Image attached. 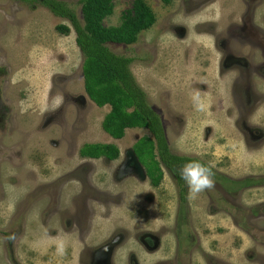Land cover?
Wrapping results in <instances>:
<instances>
[{
    "label": "rangeland",
    "instance_id": "obj_1",
    "mask_svg": "<svg viewBox=\"0 0 264 264\" xmlns=\"http://www.w3.org/2000/svg\"><path fill=\"white\" fill-rule=\"evenodd\" d=\"M60 1L82 22L79 0ZM133 1L115 0L103 25L118 26ZM143 1L154 24L132 45L107 46L136 59L129 69L170 146L210 166L214 187L192 199L186 185L181 201L169 178L152 188L132 150L152 136L142 128L119 140L104 133L110 107L84 91L70 22L38 2L0 0V103L14 114L0 157V233L18 231L13 215L23 221L10 264H264V55L215 35L249 12V0ZM19 143L25 164L15 168ZM84 144L115 145L119 159L80 158ZM93 199L105 203L86 216ZM116 235L127 244L121 256ZM5 242L0 234V264H9Z\"/></svg>",
    "mask_w": 264,
    "mask_h": 264
},
{
    "label": "trees",
    "instance_id": "obj_2",
    "mask_svg": "<svg viewBox=\"0 0 264 264\" xmlns=\"http://www.w3.org/2000/svg\"><path fill=\"white\" fill-rule=\"evenodd\" d=\"M15 1L27 6L38 2L53 16L70 22L75 33V44L83 57L81 71L84 91L97 107H110L101 122L104 133L114 140H119L127 129L142 128L150 132L152 138L142 137L132 148L152 186H158L162 178L160 162L155 156L156 144L164 164L166 159L176 160L175 163H181L179 160L191 161L172 157L167 152L160 119L150 107L145 93L129 69L136 59L114 54L107 46L132 45L141 32L154 24L155 16L143 0H134L131 10L126 12L121 23L116 27L107 28L103 25V20L112 13L115 0H79L82 22L65 1ZM160 1L168 5L172 0ZM56 30L62 34L70 32L65 25L57 26ZM78 155L80 158H105L114 161L118 159L119 150L112 144H84Z\"/></svg>",
    "mask_w": 264,
    "mask_h": 264
},
{
    "label": "flooded vegetation",
    "instance_id": "obj_3",
    "mask_svg": "<svg viewBox=\"0 0 264 264\" xmlns=\"http://www.w3.org/2000/svg\"><path fill=\"white\" fill-rule=\"evenodd\" d=\"M173 1L174 0H172L170 3H172ZM260 6L264 7V0H249V7L251 8L250 10L248 9L249 12L248 13H244L242 15V19L239 20V21H234V18L237 17V16L230 17V20L228 22V27L224 31L225 34L216 33L215 32L216 37H220V36L223 37L225 35H231V36L237 37L238 39L244 40V42L241 43V47L243 49L249 50L251 52V54H255L256 51H259V52H261L264 55V12H263V14L258 16V14H260L259 13L260 11L258 10V7H260ZM216 25H217V28H218V24L217 23H216ZM244 74L245 73L243 71H240L238 76H237V78H242L244 76ZM253 74L257 75L258 77H261L263 75V74H261L260 72L257 71L256 67H254ZM5 75H6V72L0 69V76H5ZM262 78H263V76H262ZM0 109H1L0 110L1 111L0 112V122H1L0 123V129H1L0 130V157H2L5 154L4 133H6L7 128L10 126L9 124L10 123H14V114H13L12 110L10 109V107H9L7 102H1L0 103ZM152 109L158 115V117L160 119L162 131H163V138L165 140V146H166V149H167V152L169 153V155H171L172 157L180 158V159H187V160H191V161H200L201 163L205 164V162H203L200 158H198L196 156H190V155H185V154H177V152H175L176 149L172 148L170 146V143L168 142L163 122H162L160 114H159V112L157 110L158 108L156 109V107L153 105ZM177 123H179V125H180L179 126V130H180V133H181L182 127L184 125V121L182 119L181 121H179ZM147 132L150 135V132L148 130H147ZM13 148H11V149H13ZM78 152H79V150H78ZM13 153H14V155H16V158H18V160H19L18 164L15 165V168L24 167L25 161L23 159V153H24L23 152V145L20 144L18 149H16V150L13 149ZM134 155H135V153H134ZM155 156L157 157L156 160H158L160 162L161 173H162L161 182H160V184L158 186H152L150 184V181H149V179H148V177L146 175L144 167L138 162V160H137L138 158L135 155V157L137 158L136 160H137L138 164H140V166L143 168V174L145 176V179H147V181L149 182V185L152 188H158L162 184V182H163V180L165 178H169L173 182V184L175 185L176 190H177L176 194H178L179 199L181 201V199L185 195L186 183H185L184 180L181 179V177L179 175V169L184 164H186L188 162H191V161L179 160L178 162H181V163H175L174 161H176V160L166 159V164H164L163 161H162L163 158L160 156V151H159V147L157 146V144L155 145ZM83 159H88V158H83ZM118 159H119V156H118ZM89 160H96V159H89ZM107 161H109V160H107ZM61 186L59 187V189H56V193H55L56 194V198L60 197L59 198V204H60L61 196H65L64 194H62L60 192L61 191ZM103 195L106 196L104 193H103ZM52 200H53V198H52ZM53 201L51 202V207L54 204ZM92 201H93V203L91 205L86 203V208H85V213H84L86 216L88 214L93 213V212L96 213L97 208L93 207V204L96 201H97L96 203H100L102 205H104V203H105V200H97V199L94 200L93 199ZM97 205H99V204H97ZM99 206H101V205H99ZM104 212H105V209L102 210L101 214H103ZM15 217H16V215H13V217L10 219L9 226L10 227H12L13 225L17 226L18 234H16L17 232L13 233V234L3 233V231H1V233H0L6 239L5 250L8 253L7 254L8 260L7 261H9V264L11 262V257H12V260L15 258V255H14V253H16L15 252V241H18L20 239L21 231H23V227H22V224H21L23 222L22 218L19 217L16 220ZM4 221H5V217L1 216L0 222H4ZM13 222H14V224H13ZM53 232H54V230H53ZM55 235L56 234H54V236ZM115 237H118L117 241L119 242V244H121L120 248H118L120 250V255L119 256H121V255H123L124 252L127 251V244H125L126 241L124 239H122V237L120 238L119 235H116ZM140 237L136 238V240H137L136 243H138V245H139ZM135 257L136 256L134 255L133 259L136 260ZM132 264H135V263H132Z\"/></svg>",
    "mask_w": 264,
    "mask_h": 264
},
{
    "label": "clouds",
    "instance_id": "obj_4",
    "mask_svg": "<svg viewBox=\"0 0 264 264\" xmlns=\"http://www.w3.org/2000/svg\"><path fill=\"white\" fill-rule=\"evenodd\" d=\"M58 105L62 103L63 98L58 97ZM179 175L185 181L189 196L195 199L200 193L214 187L213 172L210 166H207L200 161H191L184 164L179 169ZM62 248V245H61Z\"/></svg>",
    "mask_w": 264,
    "mask_h": 264
},
{
    "label": "water",
    "instance_id": "obj_5",
    "mask_svg": "<svg viewBox=\"0 0 264 264\" xmlns=\"http://www.w3.org/2000/svg\"><path fill=\"white\" fill-rule=\"evenodd\" d=\"M132 154H133V153H132ZM133 155H134V154H133ZM134 157H135V155H134ZM135 158H136V157H135ZM136 159H137V158H136ZM136 159H135V160H136ZM134 162H135V161H134ZM136 162H137V160H136ZM136 162H135V166H136ZM137 164H138V162H137ZM138 165H139V167H140V169H141L140 171L143 172V168L140 166V164H138ZM136 168H137V166H136ZM128 172H131V171H128Z\"/></svg>",
    "mask_w": 264,
    "mask_h": 264
}]
</instances>
